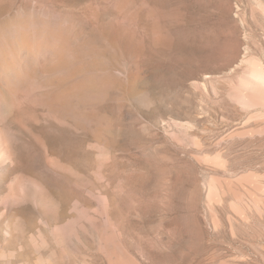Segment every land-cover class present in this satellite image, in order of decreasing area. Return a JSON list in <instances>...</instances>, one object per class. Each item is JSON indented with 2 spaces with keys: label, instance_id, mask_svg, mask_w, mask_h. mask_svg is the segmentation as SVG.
Here are the masks:
<instances>
[{
  "label": "rangeland",
  "instance_id": "1",
  "mask_svg": "<svg viewBox=\"0 0 264 264\" xmlns=\"http://www.w3.org/2000/svg\"><path fill=\"white\" fill-rule=\"evenodd\" d=\"M0 264H264V0H0Z\"/></svg>",
  "mask_w": 264,
  "mask_h": 264
},
{
  "label": "bare ground",
  "instance_id": "2",
  "mask_svg": "<svg viewBox=\"0 0 264 264\" xmlns=\"http://www.w3.org/2000/svg\"><path fill=\"white\" fill-rule=\"evenodd\" d=\"M201 38V37H200Z\"/></svg>",
  "mask_w": 264,
  "mask_h": 264
}]
</instances>
